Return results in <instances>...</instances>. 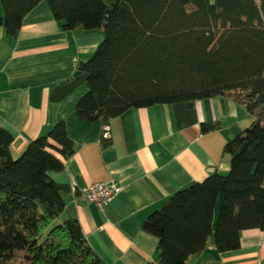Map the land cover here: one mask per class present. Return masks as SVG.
Masks as SVG:
<instances>
[{"label":"trees","instance_id":"obj_1","mask_svg":"<svg viewBox=\"0 0 264 264\" xmlns=\"http://www.w3.org/2000/svg\"><path fill=\"white\" fill-rule=\"evenodd\" d=\"M43 0H0V27L14 36ZM64 30L100 29L86 61L83 120L109 125L131 108L226 97L252 124L230 139L231 168L171 195L142 228L158 238L147 264H189L211 241L220 253L241 247V234L264 229V0H45ZM65 120L17 157L13 134L0 124V264H108L81 223L64 218L63 193L51 178L75 152ZM213 128L202 123L207 132ZM104 146L111 138H102ZM247 146L237 157L239 147Z\"/></svg>","mask_w":264,"mask_h":264},{"label":"crops","instance_id":"obj_2","mask_svg":"<svg viewBox=\"0 0 264 264\" xmlns=\"http://www.w3.org/2000/svg\"><path fill=\"white\" fill-rule=\"evenodd\" d=\"M46 2L24 16L14 36L0 27V124L13 134L11 151L17 157L28 141L65 120L75 152L62 171L49 173L60 184L75 185V191L63 193V217L79 220L90 245L108 264H147L156 258L158 238L142 228L143 221L177 191L211 173H226L216 169L230 161L224 147L233 136L231 127L237 124L244 131L254 119L234 100L212 97L191 106L131 108L106 126L83 120L77 104L89 89L87 74L75 72L104 35L100 29L64 30ZM202 123L213 128L203 132ZM102 138L111 143L104 146ZM112 180L120 191L104 211L80 198L91 183ZM240 246L220 253L212 240L188 262L264 264V229L244 230Z\"/></svg>","mask_w":264,"mask_h":264},{"label":"built area","instance_id":"obj_3","mask_svg":"<svg viewBox=\"0 0 264 264\" xmlns=\"http://www.w3.org/2000/svg\"><path fill=\"white\" fill-rule=\"evenodd\" d=\"M71 188L73 191L76 190L73 184ZM119 188V184L113 180L110 182H93L82 190L80 198L84 201L97 204L99 209L104 211L110 203L109 201L119 193Z\"/></svg>","mask_w":264,"mask_h":264},{"label":"water","instance_id":"obj_4","mask_svg":"<svg viewBox=\"0 0 264 264\" xmlns=\"http://www.w3.org/2000/svg\"><path fill=\"white\" fill-rule=\"evenodd\" d=\"M106 2L109 1V3H117L119 0H105ZM79 67H78V70L75 72V75H78L80 74L82 71H83V67L85 64L84 61H81L80 64H78ZM258 99L260 101V103L263 105L264 107V93H261L259 94L258 96ZM194 102H189L188 104L191 106L193 105ZM217 124L220 123V121H217L216 122ZM231 132H232V137L231 139H233L234 137H236L237 135L241 134L243 132V130L237 125V124H234L232 127H231ZM247 146V142H244L238 149V151L232 156V159H234L235 157H237L242 151H244V149L246 148ZM231 168V161H226V162H223L221 163V165L219 166V168L216 169V171L220 170V171H229Z\"/></svg>","mask_w":264,"mask_h":264}]
</instances>
